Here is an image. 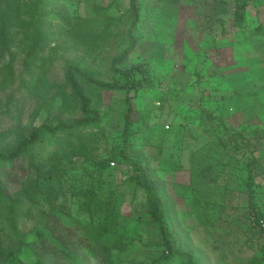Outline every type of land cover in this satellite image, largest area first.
I'll return each mask as SVG.
<instances>
[{"label":"rangeland","instance_id":"1","mask_svg":"<svg viewBox=\"0 0 264 264\" xmlns=\"http://www.w3.org/2000/svg\"><path fill=\"white\" fill-rule=\"evenodd\" d=\"M138 4L136 43L126 66L145 67L150 82L131 97L127 152L145 162L160 181L175 242L193 250L195 264H252L254 257L261 259L259 241L264 235L256 233L261 237H254V246L246 244V232L259 230L247 200L251 179L245 162L251 157L234 146L225 149L219 121L243 130L259 147L261 164L253 176L264 201V34L255 29V8L250 6L246 31L238 35L240 29L231 17L234 0H138ZM46 11L42 28L49 34V44L43 64L18 104L0 114V136L10 128L57 122L63 107L70 109L61 95L66 59H81L102 80H122L112 61L131 40L129 0H48ZM69 21L75 23L72 28ZM15 50L18 73L24 50ZM1 83L0 77V100ZM101 94L95 103L104 118L103 133L89 145L88 154H94L71 163L70 157L60 172L68 169L67 176L76 174L78 183L97 182L101 177L93 163L110 157V174L103 181L107 193L114 191L120 212L109 218L111 230L102 242L94 241L80 225L84 215L77 199L70 196L68 211L55 213L87 242L85 264H151L165 252V243L158 228L148 222L144 192L128 181L132 168L121 154L126 91ZM209 113L217 119L208 120ZM73 116L70 110L65 113ZM40 228L50 235L45 226ZM39 241L38 231L30 233L18 254L19 264H53L38 254ZM170 264L185 263L177 256Z\"/></svg>","mask_w":264,"mask_h":264},{"label":"trees","instance_id":"2","mask_svg":"<svg viewBox=\"0 0 264 264\" xmlns=\"http://www.w3.org/2000/svg\"><path fill=\"white\" fill-rule=\"evenodd\" d=\"M261 1L234 0L231 17L233 24L240 29L237 34L243 35L246 31L245 25L251 14L250 6L258 7ZM129 4L132 15L129 30L131 40L112 61L122 80H102L81 59H66V81L61 95L70 109L63 107L57 115V122L45 120L30 129L21 126L10 128L5 136H0V226L4 228V233L0 234V264H19L18 254L24 247L26 238L34 231L40 233L37 251L41 258L53 264H85L83 248L87 242L76 229L65 224L55 213V210L68 211L66 199L70 196L73 201L78 200V210L84 215V220L79 219V223L94 241L102 242L110 233L109 218L114 217L121 209L114 199V191L107 193L103 181L107 179L106 173L110 174L108 168L112 167L111 158L104 157L93 163L101 178L90 184L82 181L78 183L76 174L67 176L68 169L61 172L60 169L70 157L68 161L71 163L76 162L78 157L86 159L94 154H88L89 145L92 139L103 133L104 121L95 100L102 97L101 92L116 89L126 91L127 107L124 113V144L121 154L132 168L128 181H133L143 190L148 206V222L158 228L165 243V252L153 259L151 264H170L177 256L185 264H195L193 250L181 249L175 242L160 181L151 175L145 162L131 156L126 149L133 124L131 97L150 82L149 71L145 67L140 64L126 66L135 48L136 37L133 30L139 21L138 0H129ZM46 10L48 0H0V77L4 90V97L0 100V114L17 105L23 89H28L38 77L37 68L43 64L42 56L49 44V34L42 28L48 13ZM69 24L72 28L75 23L69 21ZM255 29L264 34L262 23L259 22ZM100 36L98 34L96 38ZM15 47L24 50L18 73L15 68ZM9 85L14 86L7 92L5 90ZM69 110L76 116L65 117ZM207 118L214 121L217 116L209 113ZM219 124L224 127L220 136L225 140V149L234 146V149H239L244 154L250 153L251 158L245 162L251 179L247 200L254 210L259 229L251 235L246 232V244L252 247L255 244L254 237H261H256V233L262 232L264 235V230L260 227V222L264 219L261 204L263 193L258 185L255 187L253 176V170L257 171V166L261 164L259 147L243 130H232L223 120ZM98 217L103 218L96 223ZM42 225L51 236L40 228ZM259 242L262 256L261 259L254 257L250 262L252 264L264 263V240Z\"/></svg>","mask_w":264,"mask_h":264},{"label":"crops","instance_id":"3","mask_svg":"<svg viewBox=\"0 0 264 264\" xmlns=\"http://www.w3.org/2000/svg\"><path fill=\"white\" fill-rule=\"evenodd\" d=\"M254 8H255V12H256V16H255L256 17V21H258L257 25H258L259 22L264 25V0L261 1V5L260 6H258V7L254 6ZM257 9L259 11H256ZM239 39L240 38H238V41H239ZM261 204H262V206H264V203H261Z\"/></svg>","mask_w":264,"mask_h":264},{"label":"built area","instance_id":"4","mask_svg":"<svg viewBox=\"0 0 264 264\" xmlns=\"http://www.w3.org/2000/svg\"><path fill=\"white\" fill-rule=\"evenodd\" d=\"M160 103V102H159ZM112 164H114V162H112ZM260 227L264 230V219L261 220L260 222Z\"/></svg>","mask_w":264,"mask_h":264}]
</instances>
